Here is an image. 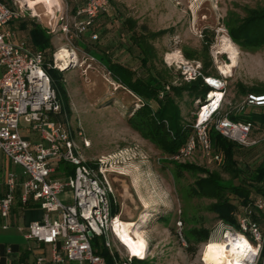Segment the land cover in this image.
Masks as SVG:
<instances>
[{
  "label": "rangeland",
  "instance_id": "374dc122",
  "mask_svg": "<svg viewBox=\"0 0 264 264\" xmlns=\"http://www.w3.org/2000/svg\"><path fill=\"white\" fill-rule=\"evenodd\" d=\"M110 2V16L100 17L96 22L97 40L90 39L89 34L75 36L70 2L61 0V8L53 10L52 15L43 9L36 18L29 8L16 10L26 20L34 18L37 24L49 29L55 51L52 65H68L64 69L57 67L59 71L64 70V87L69 98V108L65 112L61 110L60 119L67 121L71 131L80 124L83 137L90 143L88 148H83L84 158L88 164L97 162L98 169L102 164L101 171L118 208L117 217L130 222L135 229L148 220L140 229L148 264H222L212 251L222 246L218 243L227 235L226 231L232 232L235 228L226 229L227 225L210 210L214 200L194 193L195 183L203 174L187 167L216 171L224 180L229 176L222 170L220 159H214L219 157L215 149L209 155L196 150L188 158H167L127 124V117L138 107L139 100L125 85L135 80L139 69L126 21L134 22L137 34L146 36L151 71L163 83L178 86L185 82L183 66L186 64L202 68L210 77L225 81L219 116L232 115L243 108L245 112L252 108L246 106L248 95L264 94V42L246 45L241 40L244 44L240 45L229 31L239 27L249 10L264 9V0ZM62 24L67 25L70 33L62 32ZM23 32L19 28L20 35ZM156 32L163 33L149 35ZM62 50L69 56L57 62L56 55ZM186 53H193L195 59L189 60ZM121 66L131 75L118 69ZM222 67L227 68V75L221 74ZM253 89L261 91L253 92ZM176 101L183 120L194 124L198 106L204 101L191 103L192 99L185 94ZM252 110L260 112L264 108ZM25 125L22 117L20 126ZM250 142L254 145L236 152L237 164L243 170L245 166L251 170L264 161V130L253 129ZM234 184H238L237 180ZM97 239L102 242L104 238ZM109 240L110 252L116 258L129 257L115 237L109 235ZM256 264H264V250L259 253Z\"/></svg>",
  "mask_w": 264,
  "mask_h": 264
},
{
  "label": "built area",
  "instance_id": "2783aa9c",
  "mask_svg": "<svg viewBox=\"0 0 264 264\" xmlns=\"http://www.w3.org/2000/svg\"><path fill=\"white\" fill-rule=\"evenodd\" d=\"M111 11L110 0H79L71 26L75 36L89 34L90 39L97 40L98 33L93 31L95 23L100 16H110ZM20 16L18 10L0 1V157L4 156L24 172L20 202L27 205L32 200L43 211L41 221L28 225L25 238L51 245L56 263L63 262L55 247L60 240L66 259L77 264H107L94 251L91 240L104 238V247L109 252V235L118 240L113 228L117 216L112 217L110 213L108 180L101 171L102 164L99 169L93 168L84 158L83 148H88L90 143L83 137L80 124L71 131L67 121H60L61 106L44 68V52L31 48L26 40L11 41L12 34L4 29ZM61 29L64 33L70 32L66 24H62ZM52 67L57 69L58 66L53 64ZM183 78L185 82L201 78L210 91L198 106L193 133L180 148L177 158H188L196 150L209 155L210 128L240 146L254 144L250 142L251 122L231 120L228 114L219 116L225 90L223 79L204 76L199 68L190 64L183 66ZM246 106L264 107V94L248 95ZM22 117L26 122L23 127L20 126ZM21 129L34 138H27ZM214 159L219 157L214 156ZM62 162L73 166V173L53 177ZM17 185L15 174L9 173L5 194L0 198L3 220L10 213ZM62 194H67V199L63 200ZM258 212L264 213V197L254 199L236 213L238 229L226 231L233 234V238H244L255 250L248 251L250 264H256L259 253L264 250V217L259 219ZM128 255L116 258L112 254V257L115 264H130L133 256ZM44 262L43 257H38L31 264Z\"/></svg>",
  "mask_w": 264,
  "mask_h": 264
},
{
  "label": "trees",
  "instance_id": "16d2710c",
  "mask_svg": "<svg viewBox=\"0 0 264 264\" xmlns=\"http://www.w3.org/2000/svg\"><path fill=\"white\" fill-rule=\"evenodd\" d=\"M64 1L70 2V0ZM4 3L8 4L7 2ZM17 19L20 21L23 18L20 16ZM126 23L129 26L127 29L130 30V46L136 51V61L139 69L135 80L125 85V88L131 91L139 100L138 107L129 113L127 124L141 138L149 141L159 149L167 158H172L179 154L180 148L193 133V123H187L183 120L176 99H182L185 94L188 98L192 99L191 103L196 100H199V102L204 101L210 88L204 84L201 78L190 82H183L182 84L180 82L178 86L163 83L151 71L149 64L151 53L146 45V36L137 34L134 22L127 20ZM20 27L28 33L26 39L28 45L31 48L44 52V68L49 75L51 86L57 95L58 101L61 103V110L67 111L69 108V98L64 87V70L59 71L52 67V56L55 51L49 29L37 24L35 20L30 21L29 24L22 22ZM96 28L97 25L95 23L94 32H96ZM161 33L163 32L151 33L149 35L156 36ZM229 33L234 41L240 45L244 43L246 45H258L264 42V9L260 11L249 10L239 27L236 30L230 29ZM85 46V49L89 50L86 44ZM186 57L189 60L195 59L193 53H186ZM118 69L131 75L130 71L125 67L121 66ZM200 69L204 76H210L209 72H206L202 68ZM252 91L260 92L261 90L253 89ZM160 95L161 98H159ZM252 108L248 112H245L243 108L237 113L228 116L234 121L264 125V111L253 112ZM60 121L63 120L60 119ZM208 134L211 149L213 148L219 153V162L222 170L229 178L228 180H224L216 171L188 166V169L198 170L203 174V177L195 183L194 193L214 200L215 202L211 204L210 210L217 215V218L224 225L238 229L235 214L239 212V208L252 204L255 195H264V161L257 164L251 170L248 166L243 170L239 168L236 160V152L238 149L243 148V146L222 137L213 128L209 129ZM89 165L97 168L98 163H89ZM73 170V166L65 162L59 164L58 171L62 175H70L73 173ZM235 180H237L238 184H234ZM110 213L112 217L118 214V208L112 198ZM91 243L94 251L103 257L107 264H113L114 258L111 257L109 250L104 247L103 241L100 242L97 238H92ZM148 263L146 259H133L131 262V264Z\"/></svg>",
  "mask_w": 264,
  "mask_h": 264
},
{
  "label": "crops",
  "instance_id": "0c3cea01",
  "mask_svg": "<svg viewBox=\"0 0 264 264\" xmlns=\"http://www.w3.org/2000/svg\"><path fill=\"white\" fill-rule=\"evenodd\" d=\"M78 1L79 0H70L72 8L77 7ZM2 2H7L8 6L15 9L19 7L30 9L33 8L31 10H33L35 13V16H33L34 18L39 17L38 14L43 13V9H46V6L42 4L35 5L33 7H28V3L26 2V0H22L20 2H15L13 0H2ZM57 2L54 3L56 5L54 8H61V0H57ZM21 18L23 19L20 21H18V19L10 21L4 28L12 34L10 40L13 42H19L21 40H24V38L28 37V33L20 27V24L22 22L29 24L30 21L35 20L34 18H29V20H26L28 18H26L24 14H21ZM18 27L21 28L24 31L23 33L25 34L20 35ZM252 124L253 127L251 133L253 129L257 130L260 128L264 130V125H260L257 123ZM22 134L25 135L27 138H34V136L29 134L27 131H23ZM9 173L15 174L18 185L15 193V200L11 206L10 213L7 219L3 220L0 217V264H31L38 257L44 258V264H77L74 261L66 259L64 250L62 249V242L60 240L57 241L55 247L58 251L59 256L63 259V262L56 263L53 261L52 258L53 248L51 245H45L35 240H28L25 238V233L27 231L28 225L32 222L41 221L43 218V211L40 209L38 204L33 202L32 200H29L27 205H23L20 202L19 197L21 194V183L25 179L24 172L22 168L12 164L4 156L0 157V198H2V196L5 194V181ZM62 176L63 175L59 171L53 174V177L56 178ZM67 196V194H62L61 198L65 200L67 199ZM259 197H264V195L257 194L255 195L254 199ZM243 208L244 206L240 207L239 212H241ZM258 216V218L261 219L262 217H264V213L258 212ZM4 225L6 226L5 228ZM113 264H115L114 261Z\"/></svg>",
  "mask_w": 264,
  "mask_h": 264
},
{
  "label": "bare ground",
  "instance_id": "6f19581e",
  "mask_svg": "<svg viewBox=\"0 0 264 264\" xmlns=\"http://www.w3.org/2000/svg\"><path fill=\"white\" fill-rule=\"evenodd\" d=\"M55 1L57 2V0H36V2L26 0V2L28 3V7H33L39 4L46 6V13L48 15H52L53 10L59 9L54 8L56 6L54 4L56 3ZM68 56V52L62 50L56 55V60L57 62H60ZM67 66L68 65L59 63L58 67L59 69H64ZM221 74H228L226 67L221 68ZM147 221L148 220H144L140 227H138L137 229L132 228L133 225L130 222L121 221L118 217L113 221V228L119 242L124 246L128 253H130L133 257H137L139 259H145L147 256L146 244L140 232V229L145 226ZM218 244H222V246L218 248L215 247L212 252L216 257L218 256V259L222 264H250V261L248 260L251 256L248 251L252 250L253 252H255V250L249 246L248 242L244 238H233L231 234H227L226 237H224V239L221 240ZM206 248H208V246L205 247V249ZM216 263H219V261L217 260Z\"/></svg>",
  "mask_w": 264,
  "mask_h": 264
},
{
  "label": "water",
  "instance_id": "95a60500",
  "mask_svg": "<svg viewBox=\"0 0 264 264\" xmlns=\"http://www.w3.org/2000/svg\"><path fill=\"white\" fill-rule=\"evenodd\" d=\"M91 235V234H90Z\"/></svg>",
  "mask_w": 264,
  "mask_h": 264
}]
</instances>
